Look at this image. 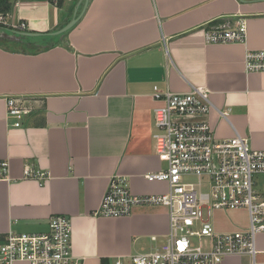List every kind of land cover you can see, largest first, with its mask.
<instances>
[{"label": "crops", "instance_id": "obj_1", "mask_svg": "<svg viewBox=\"0 0 264 264\" xmlns=\"http://www.w3.org/2000/svg\"><path fill=\"white\" fill-rule=\"evenodd\" d=\"M9 24L0 27V242L9 232L42 233L51 215L72 223V246L82 264H114L147 253L168 231L167 212L138 207L119 219L94 218L109 181L123 178L134 195L168 191L145 176L165 168L153 141V87L185 94L209 91L215 109L177 117L207 123L217 139L235 134L264 151V73H246L247 51L264 50V0H8ZM82 12L64 34L53 33ZM247 25L244 43L205 44L209 23ZM35 100L18 127L6 99ZM224 113L225 117L218 113ZM44 171L39 184L23 169ZM245 213L244 226L232 214ZM216 233L248 225L244 210L215 211ZM264 251V233L256 239ZM220 264H250L229 256Z\"/></svg>", "mask_w": 264, "mask_h": 264}, {"label": "built area", "instance_id": "obj_2", "mask_svg": "<svg viewBox=\"0 0 264 264\" xmlns=\"http://www.w3.org/2000/svg\"><path fill=\"white\" fill-rule=\"evenodd\" d=\"M0 14V26L25 31L24 22L9 24ZM202 31L205 44L244 43L247 25L235 22L207 23ZM246 73H264V50L247 51ZM153 99L161 105L153 110L152 135L156 155L165 168L145 176L148 182H165L168 191L156 195H134L123 178L114 176L101 197L94 218L119 219L138 207L161 208L168 216V231L154 249L114 264H220L229 256L248 257L250 264H264V251L256 239L264 233V191L257 190L264 177V151L251 148L247 138L235 134L217 139L207 123H190L177 117L206 115L213 111L209 91L191 87L185 94L161 92L153 87ZM35 100L6 99V116L18 127L34 110ZM225 117V114L220 113ZM7 163H0V174ZM22 177L44 184L50 175L24 168ZM244 210L248 225L232 233L218 234L213 227L215 211ZM42 233L9 232L0 242V264H82L73 254L72 223L65 215H51Z\"/></svg>", "mask_w": 264, "mask_h": 264}, {"label": "water", "instance_id": "obj_3", "mask_svg": "<svg viewBox=\"0 0 264 264\" xmlns=\"http://www.w3.org/2000/svg\"><path fill=\"white\" fill-rule=\"evenodd\" d=\"M88 3H89V0H79L77 8L81 4L83 5V8H86ZM76 12H77V10L75 11L74 18L67 25H65L63 28H61L60 30H58L55 33H53L54 36H58V35L64 34V33L69 31L70 29H72L76 25V23L79 21V19L82 16V12L78 16H76Z\"/></svg>", "mask_w": 264, "mask_h": 264}, {"label": "rangeland", "instance_id": "obj_4", "mask_svg": "<svg viewBox=\"0 0 264 264\" xmlns=\"http://www.w3.org/2000/svg\"><path fill=\"white\" fill-rule=\"evenodd\" d=\"M261 181L258 184L257 190L262 192L264 191V177H260ZM232 222L235 223L238 226H244L246 222V215L245 213H235L232 214Z\"/></svg>", "mask_w": 264, "mask_h": 264}, {"label": "trees", "instance_id": "obj_5", "mask_svg": "<svg viewBox=\"0 0 264 264\" xmlns=\"http://www.w3.org/2000/svg\"><path fill=\"white\" fill-rule=\"evenodd\" d=\"M9 8H10V3L8 0H0V14L4 15L9 11Z\"/></svg>", "mask_w": 264, "mask_h": 264}]
</instances>
